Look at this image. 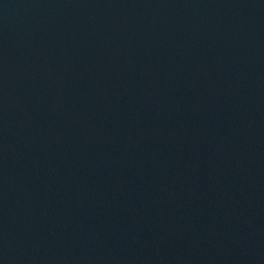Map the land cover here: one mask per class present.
I'll list each match as a JSON object with an SVG mask.
<instances>
[{
  "label": "water",
  "instance_id": "water-1",
  "mask_svg": "<svg viewBox=\"0 0 264 264\" xmlns=\"http://www.w3.org/2000/svg\"><path fill=\"white\" fill-rule=\"evenodd\" d=\"M0 264H264V0H0Z\"/></svg>",
  "mask_w": 264,
  "mask_h": 264
}]
</instances>
